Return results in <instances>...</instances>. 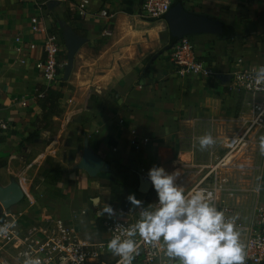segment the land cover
<instances>
[{
  "label": "crops",
  "instance_id": "0c3cea01",
  "mask_svg": "<svg viewBox=\"0 0 264 264\" xmlns=\"http://www.w3.org/2000/svg\"><path fill=\"white\" fill-rule=\"evenodd\" d=\"M141 1L89 0L81 16L82 0H0V116L9 125L0 130V184L17 181L25 194L21 204L30 200L36 205L32 217L61 218L88 239L100 238L97 215L108 217L112 212L104 211L106 207L118 208L124 201L133 205L130 194L140 201L135 206L156 199L149 197L157 194L154 185L147 194L138 191L139 176L149 178L151 168L174 174V185L185 194L206 175L226 153L241 108L240 97L228 87L231 79L224 83L219 76L264 67V0H183L186 10L235 31L231 40L192 36L197 59L217 72L209 78L179 75L169 62L166 21L143 17ZM50 2H55L51 9ZM103 10L109 17L100 16ZM34 17L45 33L31 30ZM65 28L86 42L75 55L68 81L64 66L60 81L51 87L64 95L63 112L51 118L37 139L27 141L41 113L39 94L47 90L35 63L43 57L42 44L53 36L61 42L59 59L66 65ZM133 130L150 142L134 149ZM206 135L214 143L201 147ZM85 139L110 164L111 173L90 177L77 168ZM260 153L243 163L250 167L248 175L219 173L230 180L223 185L228 190L223 203L237 205V199L247 212L249 202L230 190L259 185L258 201L264 206V168L260 177L254 168ZM53 174L57 181L52 183L47 176ZM110 174L120 182L134 178L130 185L135 188L117 197Z\"/></svg>",
  "mask_w": 264,
  "mask_h": 264
},
{
  "label": "built area",
  "instance_id": "2783aa9c",
  "mask_svg": "<svg viewBox=\"0 0 264 264\" xmlns=\"http://www.w3.org/2000/svg\"><path fill=\"white\" fill-rule=\"evenodd\" d=\"M173 3L174 0H142L140 14L147 19L165 20ZM88 4L89 0H82L79 5L81 16L86 15L85 6ZM100 16L107 18L109 14L103 10ZM31 30L35 33L46 32L36 17L31 20ZM106 34L109 35V31H105ZM194 47L192 38L186 37L170 49L169 62L174 69L181 77H217V72L197 59ZM18 52H21V48H18ZM41 52L43 57L35 63V69L48 89L60 81L61 70L65 66L59 59L61 42L51 36L42 44ZM260 68L240 69L231 74L228 87L241 99V108L235 118L236 130L228 140L224 156L186 193L201 191L217 210L223 212L226 220L233 222L243 246V264H264V206L258 201L261 187L257 185L251 189L254 200L246 212L238 205L222 202L224 191H228L223 185L229 184L230 180L228 177L219 178V173L228 171L226 173L231 175L236 172L241 176L248 175L247 169L250 167L243 163H250L255 158L254 152L260 149V140L264 137V80L257 82ZM39 97L43 98L44 92H40ZM8 126L0 116V130H6ZM149 142L148 138L140 139L135 130L131 131L130 145L134 149L138 150ZM259 159L264 162V154L260 153ZM255 168L260 177L264 163L262 167L257 165ZM207 179L212 181L206 184ZM28 202L30 204H25L22 210L0 207V228L7 229L0 232V264H25L26 260L35 258H39L41 264H120L122 257L108 248L109 241L116 236H120L121 240H133L135 252L132 253L131 264H179L175 262V257L165 255L162 237L159 241H152L146 240L139 232L132 237L127 235V231L141 220L144 211L154 210L159 205L158 198L146 206L116 208L104 223L105 236L95 239H88L61 218L32 217L31 212L36 205L31 204L30 200ZM81 214H86V211Z\"/></svg>",
  "mask_w": 264,
  "mask_h": 264
},
{
  "label": "clouds",
  "instance_id": "9594fccd",
  "mask_svg": "<svg viewBox=\"0 0 264 264\" xmlns=\"http://www.w3.org/2000/svg\"><path fill=\"white\" fill-rule=\"evenodd\" d=\"M260 80H264V67L257 73V82ZM212 143L210 135L200 139L201 147ZM260 150L264 154V137L260 140ZM148 175L157 191L159 205L141 214V220L127 231L129 237L136 232L146 240L159 241L162 237L165 255L178 257L179 264H243L245 256L239 232L208 197L196 190L186 195L174 185V174H167L162 167L151 168ZM128 200L133 205L140 203L135 194H130ZM104 211L111 213L112 209L106 207ZM6 230L0 228V232ZM108 248L122 257L120 264H131L135 252L133 240L116 236L109 241ZM25 264H41V261L28 259Z\"/></svg>",
  "mask_w": 264,
  "mask_h": 264
},
{
  "label": "water",
  "instance_id": "95a60500",
  "mask_svg": "<svg viewBox=\"0 0 264 264\" xmlns=\"http://www.w3.org/2000/svg\"><path fill=\"white\" fill-rule=\"evenodd\" d=\"M55 6V2H50L48 8ZM165 21L175 42L183 38L211 34L218 37H232L235 35L233 29H227L226 25L217 19L193 13L185 9L183 3L173 4L165 15ZM63 39L67 48V62L64 68V81H68L74 66L75 55L85 44L86 39L78 36L70 28L63 30ZM167 49H165L166 51ZM157 57V55L155 56ZM219 79L224 83L229 82L231 76L221 75ZM77 168L85 171L90 177H96L101 173H111V166L89 147L88 139L84 140L83 155ZM153 187L152 181L143 175L139 176L138 191L147 194ZM25 194L17 181L12 180L7 186L0 184V206L5 210L13 208L24 200ZM94 202H98L95 199ZM96 205V204H95ZM175 262L179 263V258L175 257Z\"/></svg>",
  "mask_w": 264,
  "mask_h": 264
},
{
  "label": "trees",
  "instance_id": "16d2710c",
  "mask_svg": "<svg viewBox=\"0 0 264 264\" xmlns=\"http://www.w3.org/2000/svg\"><path fill=\"white\" fill-rule=\"evenodd\" d=\"M183 3V0H174L173 4L176 3ZM184 4V3H183ZM227 29H232V27L227 26ZM169 40L167 44V48L171 49L177 42H175L171 36L170 30L168 33ZM192 38V36L190 37ZM224 40H231V37H220ZM161 39H163V35H161ZM153 58V57H151ZM64 60L66 61V56L64 57ZM64 98L63 93L61 92V89L59 88H49L44 92V97H39L40 107H41V113L37 117L36 122L34 123L35 130L33 134H31L27 141H33L39 137V132L42 130L47 129L49 121L52 117L60 115L63 110L61 108L60 101Z\"/></svg>",
  "mask_w": 264,
  "mask_h": 264
},
{
  "label": "rangeland",
  "instance_id": "374dc122",
  "mask_svg": "<svg viewBox=\"0 0 264 264\" xmlns=\"http://www.w3.org/2000/svg\"><path fill=\"white\" fill-rule=\"evenodd\" d=\"M67 55V53L65 54V56ZM67 57V56H66ZM66 62V61H65ZM66 64V63H65ZM259 150L260 149H258L257 150V153H259ZM263 161L262 160H260V162H257V165H258V167H262V165H263ZM260 164V165H259ZM257 165H256V167H257ZM254 168H255V166H254ZM256 169V168H255ZM52 170H54V169H52ZM226 172H228V171H225V174H226ZM222 174H224V173H222ZM55 176H57L56 174H53V175H48L47 176V180L48 181H50V182H54V181H57V178H55ZM105 176H108V175H105ZM134 178H131V177H129L128 179H124V180H121V182L119 181V180H117L116 178H114V176H111V174H110V177H109V181H110V184H111V186H112V189H113V191H114V193H115V195H117V197H119V196H121V193L122 192H124V193H128V190L129 189H134L135 187L134 186H136V185H134V186H132V185H130V184H132L131 183V181L133 180ZM239 182V181H238ZM237 182V183H238ZM240 184V183H239ZM122 188V189H121ZM152 190V189H151ZM239 194H240V197H241V195H242V199L243 200H247L246 202H249V204H252V202H253V200H254V194H253V191L251 190V189H242V190H239ZM122 195H123V193H122ZM155 197V198H158V196H157V194H151L150 193V195H149V197ZM244 197V198H243ZM246 197V198H245ZM25 200V199H24ZM249 200V201H248ZM28 202V201H27ZM22 203V202H21ZM18 204L16 207H17V209H24L23 207L25 206V204ZM236 203H237V205H240V207L242 208V205H241V201H239V200H237L236 199ZM121 206H127L128 205V201H124L122 204H120ZM116 210V208H114V209H112V211H115ZM110 215V214H109ZM108 215V216H109ZM34 218H38L39 219V217H34ZM99 218H100V228H99V232H100V237H104L105 236V234H106V227H105V225H104V223H105V221L108 219L107 217L105 218H103V216L102 215H100L99 216ZM104 219V220H103Z\"/></svg>",
  "mask_w": 264,
  "mask_h": 264
}]
</instances>
